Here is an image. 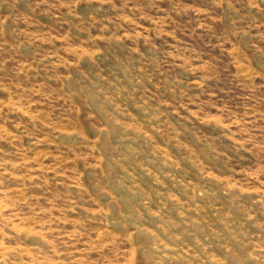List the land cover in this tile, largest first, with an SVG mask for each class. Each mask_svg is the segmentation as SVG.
I'll return each mask as SVG.
<instances>
[{
    "label": "rangeland",
    "instance_id": "374dc122",
    "mask_svg": "<svg viewBox=\"0 0 264 264\" xmlns=\"http://www.w3.org/2000/svg\"><path fill=\"white\" fill-rule=\"evenodd\" d=\"M0 264H264V0H0Z\"/></svg>",
    "mask_w": 264,
    "mask_h": 264
}]
</instances>
